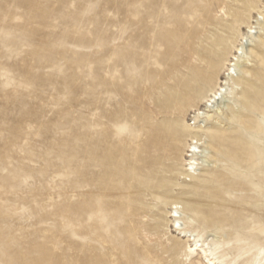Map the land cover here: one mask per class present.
Wrapping results in <instances>:
<instances>
[{"label": "rangeland", "instance_id": "obj_1", "mask_svg": "<svg viewBox=\"0 0 264 264\" xmlns=\"http://www.w3.org/2000/svg\"><path fill=\"white\" fill-rule=\"evenodd\" d=\"M240 30L262 104L250 164L217 153L185 177L158 131L212 122L181 82ZM261 143L264 0H0V264H264ZM165 177L202 213L165 206Z\"/></svg>", "mask_w": 264, "mask_h": 264}, {"label": "bare ground", "instance_id": "obj_2", "mask_svg": "<svg viewBox=\"0 0 264 264\" xmlns=\"http://www.w3.org/2000/svg\"><path fill=\"white\" fill-rule=\"evenodd\" d=\"M247 27L250 28L248 32L252 33L251 27ZM240 35L233 41L231 51L227 53V55L229 54L228 57L227 55L215 57L211 53L201 56L198 63L185 74V78L181 82V88L184 91L197 90L199 100L197 103L200 102L199 104L204 107V111L201 112V107L194 104L191 107H197L194 112L204 120V123L205 120L212 122L199 123L198 125L194 123L192 125L187 122L184 116L163 125L158 131L160 140L165 147H170L171 142H179L181 146L179 159L183 168L190 167L180 171V174L185 177L194 178L195 166L200 164L199 159L213 158L217 153H220L223 159H232L233 162L239 164L241 162V160L239 161L241 157L239 152L246 151L248 157L242 159V162L250 164L251 156L249 153L252 151L254 143L246 137L249 138L260 133V126L253 118L262 104L259 105L261 94L258 90V82L255 77L249 78L247 76L249 69L246 66L239 64L240 58L245 55L244 34L241 30ZM250 50L255 52L252 48ZM183 97L182 95L181 98ZM259 147L264 155V143L259 144ZM203 162L208 161L205 159ZM157 163L164 164L162 159ZM173 179L168 177L164 179L163 184L154 185L157 192L153 189V194L158 193L164 198L165 206L185 204L188 208H193L194 205L195 211L201 214L202 211L197 207L198 203L194 204L192 198L185 197L192 191L183 189L180 196H173L169 193L172 189L169 188V185L173 183ZM174 209H178V207H174ZM169 214L171 215L170 218L177 216L176 211L169 212ZM174 222L178 221L174 220ZM201 252L205 255L208 264H218L215 257L210 258L211 254H207L206 248H202Z\"/></svg>", "mask_w": 264, "mask_h": 264}, {"label": "snow or ice", "instance_id": "obj_3", "mask_svg": "<svg viewBox=\"0 0 264 264\" xmlns=\"http://www.w3.org/2000/svg\"><path fill=\"white\" fill-rule=\"evenodd\" d=\"M178 227H179V225H178Z\"/></svg>", "mask_w": 264, "mask_h": 264}]
</instances>
